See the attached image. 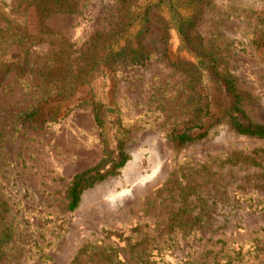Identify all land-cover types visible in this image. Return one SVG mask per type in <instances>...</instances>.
I'll use <instances>...</instances> for the list:
<instances>
[{
  "label": "rangeland",
  "instance_id": "obj_1",
  "mask_svg": "<svg viewBox=\"0 0 264 264\" xmlns=\"http://www.w3.org/2000/svg\"><path fill=\"white\" fill-rule=\"evenodd\" d=\"M34 1L0 0V264H264V139L233 130L221 81L264 125V0H196L193 43L219 77L182 49L171 5L185 16L186 0L45 17ZM97 102L128 161L70 210L74 178L104 159Z\"/></svg>",
  "mask_w": 264,
  "mask_h": 264
},
{
  "label": "trees",
  "instance_id": "obj_2",
  "mask_svg": "<svg viewBox=\"0 0 264 264\" xmlns=\"http://www.w3.org/2000/svg\"><path fill=\"white\" fill-rule=\"evenodd\" d=\"M187 4H179L178 7H184L186 9H191L192 11L187 15H177L176 5L172 4L171 8L174 11V17L176 19V27L179 32V36L182 42V49L185 50L199 61V67L204 72L210 73L212 76H218L217 72V55L215 52L208 50L205 46H196L193 43L192 32L196 25V19L199 16L198 2L196 0H186ZM35 8L38 13L43 17L48 16L52 13H72L75 12L76 1L75 0H35ZM130 53L133 54V60L136 62H141L143 59H147L146 55L141 54L136 49H132ZM125 57V49H120V52L112 53L111 58H123ZM48 67L45 68V71ZM221 81L224 83L225 89L229 95L233 98L232 105L229 109L230 124L233 130L241 135L256 137L259 139H264V125L254 123L248 120L242 109L243 97L238 94L236 89V81L231 77H221ZM94 116L97 124L104 128L103 135H101L103 146H104V159L103 161L94 169L89 170L86 173L78 175L74 178L73 184L69 193L70 197V210H75L81 201V196L84 191L93 187L94 185L106 180L109 177L117 175L119 170H121L128 161V155L126 153L124 139L120 138L117 145H111L109 137L105 131L106 126L109 123L106 122V115L112 114L115 116L111 122L117 127V131L120 133L121 129V119L116 116L117 110L115 108H110L109 105L97 102L93 105ZM38 115V112H33L29 117L33 118ZM243 116V118H241ZM127 131L124 130L122 137L126 136ZM200 138L204 136L199 135ZM178 143H186L193 138L185 132L180 136L174 138Z\"/></svg>",
  "mask_w": 264,
  "mask_h": 264
}]
</instances>
